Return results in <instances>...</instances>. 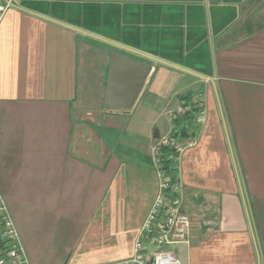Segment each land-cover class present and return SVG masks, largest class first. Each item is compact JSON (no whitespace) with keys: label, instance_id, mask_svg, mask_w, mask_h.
<instances>
[{"label":"crops","instance_id":"0c3cea01","mask_svg":"<svg viewBox=\"0 0 264 264\" xmlns=\"http://www.w3.org/2000/svg\"><path fill=\"white\" fill-rule=\"evenodd\" d=\"M77 29L206 78L149 62L133 107L110 110L112 53L148 60ZM184 127L177 140L194 144L174 176L193 225L175 253L264 264V0H14L4 13L0 197L28 264L130 258L157 192L154 145Z\"/></svg>","mask_w":264,"mask_h":264},{"label":"built area","instance_id":"2783aa9c","mask_svg":"<svg viewBox=\"0 0 264 264\" xmlns=\"http://www.w3.org/2000/svg\"><path fill=\"white\" fill-rule=\"evenodd\" d=\"M14 0L0 4V22ZM184 102L177 115L185 113ZM170 117L175 118L174 113ZM202 118H197L200 121ZM179 128L154 145V167L158 178L155 199L146 215L130 258L105 264H182L174 251L179 244L189 245L193 220L182 210V185L174 176L175 163L184 147L192 146L188 137L179 142ZM0 264H28L15 224L0 197Z\"/></svg>","mask_w":264,"mask_h":264},{"label":"water","instance_id":"95a60500","mask_svg":"<svg viewBox=\"0 0 264 264\" xmlns=\"http://www.w3.org/2000/svg\"><path fill=\"white\" fill-rule=\"evenodd\" d=\"M77 30L83 34L100 39L148 60H138L119 52L112 53L105 93V105L110 110L127 111L133 107L148 76L154 69L153 65L149 62L162 63L178 69H182L199 77L202 76L198 73L183 69L179 66L173 65L151 55L141 53L113 41L98 37L97 35L82 31L80 29ZM202 77L206 78L205 76Z\"/></svg>","mask_w":264,"mask_h":264},{"label":"trees","instance_id":"16d2710c","mask_svg":"<svg viewBox=\"0 0 264 264\" xmlns=\"http://www.w3.org/2000/svg\"><path fill=\"white\" fill-rule=\"evenodd\" d=\"M185 134V127L181 128L179 131V135H184Z\"/></svg>","mask_w":264,"mask_h":264}]
</instances>
